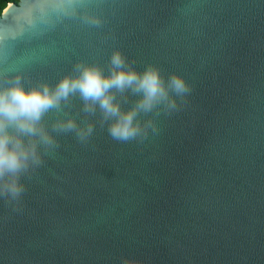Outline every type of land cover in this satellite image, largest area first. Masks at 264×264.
Here are the masks:
<instances>
[{
	"label": "water",
	"instance_id": "1",
	"mask_svg": "<svg viewBox=\"0 0 264 264\" xmlns=\"http://www.w3.org/2000/svg\"><path fill=\"white\" fill-rule=\"evenodd\" d=\"M56 2L3 8L0 73L54 85L119 49L189 91L142 113L156 131L127 142L78 97L47 113L56 146L18 199L0 197V264H264V0ZM65 115L93 134L54 132Z\"/></svg>",
	"mask_w": 264,
	"mask_h": 264
},
{
	"label": "clouds",
	"instance_id": "2",
	"mask_svg": "<svg viewBox=\"0 0 264 264\" xmlns=\"http://www.w3.org/2000/svg\"><path fill=\"white\" fill-rule=\"evenodd\" d=\"M20 0H0L3 5L19 4ZM76 0H57L54 8L66 11L75 7ZM93 24L99 20L92 19ZM189 91L184 79L171 73L167 79L152 64L137 69L119 49H113L106 67L94 63L76 62L73 70L60 76L55 84L47 81L25 82L17 72L6 76L0 73V197L18 199L25 191L21 176L30 168L42 163L39 149L56 146L54 136L44 124V117L52 110L59 112L62 106L78 97L82 111L99 112L101 123L107 124L108 134L117 141L127 142L145 136L147 129L156 127L151 120L141 123L140 115L163 109L177 108L176 97ZM129 94L135 99L128 107ZM52 130L57 133H75L80 141H86L94 131L92 123L80 125L70 115L56 120ZM124 264H135L125 260Z\"/></svg>",
	"mask_w": 264,
	"mask_h": 264
},
{
	"label": "trees",
	"instance_id": "3",
	"mask_svg": "<svg viewBox=\"0 0 264 264\" xmlns=\"http://www.w3.org/2000/svg\"><path fill=\"white\" fill-rule=\"evenodd\" d=\"M6 5H7V4H6ZM6 5H3V8H4Z\"/></svg>",
	"mask_w": 264,
	"mask_h": 264
}]
</instances>
